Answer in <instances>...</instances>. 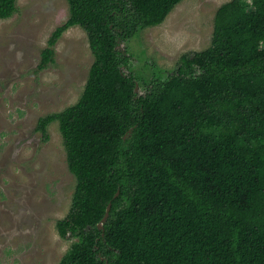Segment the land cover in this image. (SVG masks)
Here are the masks:
<instances>
[{"label": "trees", "instance_id": "obj_1", "mask_svg": "<svg viewBox=\"0 0 264 264\" xmlns=\"http://www.w3.org/2000/svg\"><path fill=\"white\" fill-rule=\"evenodd\" d=\"M179 1L67 0L41 51L43 67L78 25L93 55L77 101L36 124L57 121L76 179L58 264H264V0L220 4L205 49L136 76L120 43Z\"/></svg>", "mask_w": 264, "mask_h": 264}, {"label": "rangeland", "instance_id": "obj_2", "mask_svg": "<svg viewBox=\"0 0 264 264\" xmlns=\"http://www.w3.org/2000/svg\"><path fill=\"white\" fill-rule=\"evenodd\" d=\"M226 1L180 0L162 22L120 43L136 76L164 79L182 53L205 49ZM68 15L67 0H16L14 13L0 19V264H58L72 241L55 223L69 210L76 179L57 121L46 138L36 129L39 117L77 101L93 61L87 34L75 25L40 66L47 39Z\"/></svg>", "mask_w": 264, "mask_h": 264}, {"label": "water", "instance_id": "obj_3", "mask_svg": "<svg viewBox=\"0 0 264 264\" xmlns=\"http://www.w3.org/2000/svg\"><path fill=\"white\" fill-rule=\"evenodd\" d=\"M136 87H137V85H136ZM116 194H117V192H116ZM109 209H110V203H108L106 210H105V213H104V216L102 217L101 221L97 224V226L99 228H101L102 223L106 221L108 214H109Z\"/></svg>", "mask_w": 264, "mask_h": 264}]
</instances>
